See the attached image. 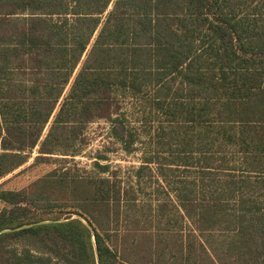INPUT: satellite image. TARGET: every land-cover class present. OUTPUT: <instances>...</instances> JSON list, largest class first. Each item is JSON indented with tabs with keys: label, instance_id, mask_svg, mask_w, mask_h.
Instances as JSON below:
<instances>
[{
	"label": "trees",
	"instance_id": "trees-1",
	"mask_svg": "<svg viewBox=\"0 0 264 264\" xmlns=\"http://www.w3.org/2000/svg\"><path fill=\"white\" fill-rule=\"evenodd\" d=\"M97 121L129 183L67 167ZM35 148L0 264H264V0H0V179Z\"/></svg>",
	"mask_w": 264,
	"mask_h": 264
},
{
	"label": "rangeland",
	"instance_id": "rangeland-1",
	"mask_svg": "<svg viewBox=\"0 0 264 264\" xmlns=\"http://www.w3.org/2000/svg\"><path fill=\"white\" fill-rule=\"evenodd\" d=\"M107 124L103 121H97L89 124L85 129L86 142L81 148V152L67 164L70 169L78 168L82 171H88L91 169V163L96 155L97 151H104L106 148H110V151H105V154L109 157V163L114 169L120 170V175L125 177L126 183L130 182L128 176L138 167L140 164V153L126 154L119 146L114 142V139H110L106 136ZM36 149L31 154V158L23 166L17 168L10 174L0 179V185L3 189L19 190L27 187L38 177H41L48 172L52 166L50 164H36L32 165L33 157L36 156ZM153 178L149 183H153ZM147 187V186H146ZM139 197L146 203L151 202L150 191L144 188L142 192H138ZM153 199V197H152ZM150 200V202H148ZM152 204V203H151ZM147 206L141 211L144 215H147ZM148 217V216H147Z\"/></svg>",
	"mask_w": 264,
	"mask_h": 264
},
{
	"label": "water",
	"instance_id": "water-1",
	"mask_svg": "<svg viewBox=\"0 0 264 264\" xmlns=\"http://www.w3.org/2000/svg\"><path fill=\"white\" fill-rule=\"evenodd\" d=\"M71 218H77V219H80L86 226H87V228L89 229V231H90V233H91V242H92V245H93V248H94V250H95V239H94V233H93V229L91 228V226L90 225H88L86 222H85V220H83L82 218H80L79 216H77V215H73V216H71L70 217V219ZM65 220H67V219H63V218H61V219H58V220H45V221H40V222H37V223H34V224H45V223H51V222H61V221H65ZM32 224H30V225H25V226H21V227H19V228H17V229H21V228H24V227H28V226H31ZM6 230H4V231H0V233H2V232H5Z\"/></svg>",
	"mask_w": 264,
	"mask_h": 264
}]
</instances>
